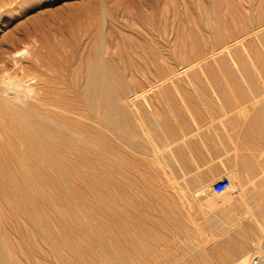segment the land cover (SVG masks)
<instances>
[{
  "label": "rangeland",
  "instance_id": "374dc122",
  "mask_svg": "<svg viewBox=\"0 0 264 264\" xmlns=\"http://www.w3.org/2000/svg\"><path fill=\"white\" fill-rule=\"evenodd\" d=\"M22 6L20 19L1 7L0 39L37 19L49 48L73 42V65L92 41L85 29L101 20L103 55L119 76V128H101L104 153L89 161H0V264H236L255 253L264 242V0ZM222 15L244 17L246 45L188 67L178 34ZM144 43L160 64L128 62L129 48L140 51L131 45ZM223 176L230 186L214 191Z\"/></svg>",
  "mask_w": 264,
  "mask_h": 264
},
{
  "label": "bare ground",
  "instance_id": "6f19581e",
  "mask_svg": "<svg viewBox=\"0 0 264 264\" xmlns=\"http://www.w3.org/2000/svg\"><path fill=\"white\" fill-rule=\"evenodd\" d=\"M23 1L0 0V14L6 6V10L16 8L17 19L22 18L21 14L26 12ZM225 8L229 11L228 3ZM224 15L218 17L216 25H209V21L204 25L207 28L208 24L209 31L197 23L200 32L189 29L185 31L186 38L178 34L184 44L182 59L188 67L203 60L208 62L207 57L217 51L238 52L240 45H246L242 39L249 35V29L244 17ZM36 20L30 29H24L19 21L10 34L0 39V161H89L101 149V128L107 124L119 128L116 96L121 92L119 76L110 71L114 61L103 55L101 20L93 19L90 25L95 27L85 29L93 38L88 48L82 47L81 61L75 65L73 42L72 47L68 42L61 43V39L60 50L49 48L40 40ZM203 29L209 33L205 34ZM233 41L239 42L237 49L232 48ZM131 47L140 51L135 56L129 48L128 62L160 64L156 60L157 50L151 46L144 43ZM27 54L30 58L25 62ZM238 60L241 62V57ZM206 62L200 66L209 68L211 64ZM216 63L224 65L225 60ZM259 113L264 115V110ZM84 118L94 121V127ZM259 118L260 128L264 130L263 117L259 115ZM258 250L264 251V242ZM250 258L244 251L236 264H250Z\"/></svg>",
  "mask_w": 264,
  "mask_h": 264
},
{
  "label": "built area",
  "instance_id": "2783aa9c",
  "mask_svg": "<svg viewBox=\"0 0 264 264\" xmlns=\"http://www.w3.org/2000/svg\"><path fill=\"white\" fill-rule=\"evenodd\" d=\"M230 183H231V180L228 177L226 176L220 177L214 181L213 189L216 192H221L225 190L226 188H228L230 186ZM261 262L264 264V251L258 250L251 255L249 263L250 264H260Z\"/></svg>",
  "mask_w": 264,
  "mask_h": 264
}]
</instances>
